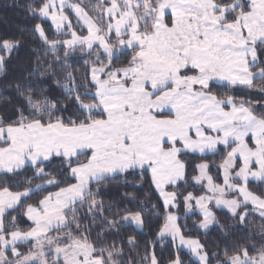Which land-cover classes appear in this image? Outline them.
<instances>
[{"label":"snow or ice","instance_id":"1","mask_svg":"<svg viewBox=\"0 0 264 264\" xmlns=\"http://www.w3.org/2000/svg\"><path fill=\"white\" fill-rule=\"evenodd\" d=\"M4 7L26 23L0 34V264H264V0ZM181 212L245 235L210 252Z\"/></svg>","mask_w":264,"mask_h":264},{"label":"trees","instance_id":"2","mask_svg":"<svg viewBox=\"0 0 264 264\" xmlns=\"http://www.w3.org/2000/svg\"><path fill=\"white\" fill-rule=\"evenodd\" d=\"M12 0H0V34H5L11 31H15L17 24H23L26 23L21 17L23 16L22 9L19 8H5L4 5L6 3H11ZM20 3H23L24 0H19ZM93 0H83L84 4H91ZM74 19V17H73ZM59 39H65L67 37H55ZM25 53H22L24 55ZM81 54L77 52L73 57H70V60L74 63V66L79 67L81 66L82 61L79 60V57ZM11 72H14L15 69H10ZM208 159L216 160L218 161V157L209 156ZM199 160L193 161V163H199ZM213 175H215V168H213ZM113 188L117 187L116 185L112 186ZM145 194L152 195V193H149L147 189H145L144 192L140 193V198L143 200V196ZM156 198L153 196V199L151 201H144V204L146 205L145 208V217L149 220L148 225L143 229V232L138 236V240L140 243V248L129 251L126 248L125 256H132L133 258L139 260V256L143 255L145 245L150 242L154 241L156 239L155 233L158 231V226L162 225L163 223V216L158 215L157 213H162V209L159 207L156 209H153L151 207L152 204H156ZM217 213L218 218H220L221 223H225L224 219V213L220 210H214ZM182 217V219L179 221V223L183 226L185 224L188 225V227L185 229V234H191L193 238H199L201 242L207 243L208 250L210 252L220 251L221 254L223 253L224 248L226 245H231L236 243L235 238H243L245 233L237 226L236 228L232 229L229 232V238L225 239L224 236L221 235L219 229L212 228L211 231L205 235L202 231H197L193 227V223L197 220L196 215L189 214V218H183V212L179 213ZM228 223H231V221H227ZM259 221H256L255 225H252L251 228L254 229L259 225ZM157 252H160V244L157 242ZM167 253H165V256ZM187 259V257H186Z\"/></svg>","mask_w":264,"mask_h":264},{"label":"crops","instance_id":"3","mask_svg":"<svg viewBox=\"0 0 264 264\" xmlns=\"http://www.w3.org/2000/svg\"><path fill=\"white\" fill-rule=\"evenodd\" d=\"M69 2H72V0H69Z\"/></svg>","mask_w":264,"mask_h":264},{"label":"rangeland","instance_id":"4","mask_svg":"<svg viewBox=\"0 0 264 264\" xmlns=\"http://www.w3.org/2000/svg\"><path fill=\"white\" fill-rule=\"evenodd\" d=\"M214 210H216V209H214ZM259 221V220H258ZM186 251V250H185Z\"/></svg>","mask_w":264,"mask_h":264}]
</instances>
